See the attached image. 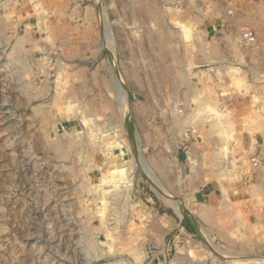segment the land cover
Here are the masks:
<instances>
[{
    "label": "rangeland",
    "instance_id": "374dc122",
    "mask_svg": "<svg viewBox=\"0 0 264 264\" xmlns=\"http://www.w3.org/2000/svg\"><path fill=\"white\" fill-rule=\"evenodd\" d=\"M255 153L264 0H0V264H264Z\"/></svg>",
    "mask_w": 264,
    "mask_h": 264
},
{
    "label": "built area",
    "instance_id": "2783aa9c",
    "mask_svg": "<svg viewBox=\"0 0 264 264\" xmlns=\"http://www.w3.org/2000/svg\"><path fill=\"white\" fill-rule=\"evenodd\" d=\"M251 161L255 168L264 169V154L263 153H255L251 157Z\"/></svg>",
    "mask_w": 264,
    "mask_h": 264
},
{
    "label": "bare ground",
    "instance_id": "6f19581e",
    "mask_svg": "<svg viewBox=\"0 0 264 264\" xmlns=\"http://www.w3.org/2000/svg\"><path fill=\"white\" fill-rule=\"evenodd\" d=\"M124 106L127 107V105H124ZM125 109H127V108H125ZM126 111H127V110H126ZM177 209H179L178 206H177ZM179 211H180V210H179ZM180 212H181V211H180ZM248 259H250V258H247V259H246V258H242V260H248ZM250 260H256V259H255V258H252V259H250Z\"/></svg>",
    "mask_w": 264,
    "mask_h": 264
}]
</instances>
